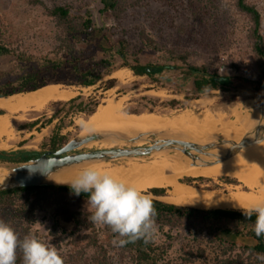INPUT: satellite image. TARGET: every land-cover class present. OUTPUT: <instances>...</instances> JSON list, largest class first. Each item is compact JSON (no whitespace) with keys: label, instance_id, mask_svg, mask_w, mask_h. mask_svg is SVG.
Returning a JSON list of instances; mask_svg holds the SVG:
<instances>
[{"label":"trees","instance_id":"1","mask_svg":"<svg viewBox=\"0 0 264 264\" xmlns=\"http://www.w3.org/2000/svg\"><path fill=\"white\" fill-rule=\"evenodd\" d=\"M176 5L177 0H159ZM32 5H40L48 16L56 23V37L54 47L47 53L36 55L20 46H13L0 26V57L10 56L11 65L7 69L0 68V97H7L16 93L37 90L51 83H63L77 87H89L103 83L104 89L116 86L117 78H109L121 67L130 68L136 76H147L151 83L159 84L171 81L166 76L167 71L180 69L179 88L192 83L193 94L186 95L187 100L198 99L208 91L221 90L230 92L225 101L255 99L264 90V34L262 33V15L260 10L249 0H234V7L248 19L246 39L249 41L254 54L258 74L256 78H249L240 74H221L213 61L195 64L191 61L192 50L185 46L191 39H197L200 34L193 30L187 34L186 30H177L174 39L181 41L171 48L160 45L151 36L145 26L138 30L140 50L130 54V41L127 37L114 39L113 33L96 26L91 10L87 5L80 6L76 12L72 4H58L46 6L41 0H28ZM100 13L120 20L130 9L143 7L148 11V0H100ZM186 12L192 13L194 18L199 4L206 0H182ZM176 44V45H175ZM83 47H86L85 49ZM87 50L90 55H85ZM150 54L143 60L140 54ZM156 55V56H151ZM132 57V58H131ZM122 62L117 65L116 60ZM150 88H147V90ZM136 100H145L141 108L128 109L131 112H155V106L162 103L171 108H182L185 101L173 98L161 100L159 97L145 94ZM102 103L98 95L86 97L78 94L69 100H56V104H69L73 112H84L91 115ZM3 113V110H0ZM61 140L52 139V147L57 149ZM41 154L39 151L27 148L14 150L0 149V162L22 163ZM198 179H204L203 176ZM227 182L236 183L237 179L222 176ZM191 183L192 179L182 180ZM150 193L160 196L165 194V188H151ZM52 198L56 204L50 205ZM157 211L156 223L158 233L149 243L143 240L130 242L122 247L113 245L116 238L107 226H98L89 220V213L85 210L73 211L69 218L63 217L55 208L60 199H69L79 203H86L87 194L75 195L69 184H51L42 186H24L0 191V218L9 212L19 220L26 230L36 225L41 213L53 212L50 224V236L53 244L63 247L61 233L70 237L69 243L76 246L66 255L65 264H114L115 255L126 256V264H168L169 252L172 251L178 239H183L181 264H199L196 259H204L212 253V263L208 264H260L255 259L258 253H264V236L256 237L252 227L255 215L246 219L239 209L232 208H200L179 205L151 197ZM55 203V202H54ZM65 209V206L62 207ZM30 231V230H29ZM84 231V233H80ZM86 241L85 244L78 242ZM79 247V248H78ZM91 249V251H90ZM117 251V252H112ZM198 259V260H199ZM17 264H22L18 257Z\"/></svg>","mask_w":264,"mask_h":264},{"label":"rangeland","instance_id":"2","mask_svg":"<svg viewBox=\"0 0 264 264\" xmlns=\"http://www.w3.org/2000/svg\"><path fill=\"white\" fill-rule=\"evenodd\" d=\"M27 1L28 0H0V26L3 31H5L7 40L13 46H20L22 49L28 50V52L36 55L47 53L56 43V23L53 18L46 14L43 7L39 4L32 5ZM41 1L48 7H53L58 4H72L76 12H82L80 6L87 5L91 10L97 27L104 28L108 31L111 30L114 34V39L127 37L130 41V54L140 50L141 44L137 34L139 28L142 26L148 29L151 36L154 37L160 45L164 44L168 48H171L175 42L176 44H181V41L174 39L172 33H176L177 30H186L187 34H189L193 30H198L200 34L197 35V39H193L192 36L191 39L185 43V46L192 50L191 61L193 63L201 64L206 61H213L221 74H240L249 78L257 77L258 70L256 60L251 50L250 43L246 39L248 19L246 16L236 11L234 0H206V3L199 4L200 9L194 18L192 17V13L184 10L182 0H177L176 5L170 3V6H167L166 1L148 0V11L142 6L130 9L120 20L101 15L100 9L102 8V4L100 0ZM249 1L251 4L256 5L261 12L262 33L264 34V0ZM83 48L85 49L86 47ZM90 54L91 53L85 50V55L88 56ZM149 55L150 54H140L143 60H146ZM151 56L156 55L151 54ZM121 62L120 59L116 60L117 65ZM10 65V56L0 57V68L7 69ZM119 69L124 70V77L119 78L114 72L112 75L105 78V80L117 78L116 86L110 89H104L103 83H98L89 87H77L63 83L58 84L69 91L70 98L67 100L81 93L86 97L90 95H99L102 98V103L107 98L124 97L125 105L128 109L136 107L141 108L140 106L145 103V100L136 99L145 94L159 97L161 100L177 98L185 101L184 107L171 108L159 103L155 106V110H157L155 112L171 116L187 114L198 118L202 117L200 119L209 123V132L213 134L220 131L224 123L235 118L232 110L236 109L237 112L241 113V122L243 123L251 109H253L255 105H260L264 102V95L255 100L225 101L224 98L231 94L230 92L212 90L200 96V98L210 99V102L205 107L198 108L191 105V100L193 99H186V95L193 94L192 83H189L182 89L179 88L182 74L180 69L167 71L165 73L166 76L172 77V80L159 84L151 83L147 76L134 75L133 71L128 67H121ZM147 88L150 89L147 90ZM53 101L56 100L47 102L41 110L31 109L28 111L11 113V132L7 137L0 140V149L11 150L27 148L43 153L49 150H55L52 147L53 138L57 137L61 140L58 145L60 147L71 138L80 134L82 132V126L76 123V120H79L80 117L87 118L89 115H86L84 112H73L72 106L69 104L53 105ZM214 136L223 135L216 134ZM179 138L185 137L180 136ZM103 147L110 146L96 144L86 146L84 149ZM173 155L176 154L174 153ZM4 163L9 169L16 165V163L11 162ZM188 178L192 179L191 183L195 186L210 184L215 187H222L219 182L223 184L230 183L222 179V177H220L217 182L211 178L204 177V179H198L199 177L195 178L191 176H184L180 180L182 181V179L186 180ZM235 182L240 183L238 180ZM165 190V194L160 196L150 193L149 190L146 193L150 195V197L167 201L164 199V196L169 197L172 195V192H170L168 188H165ZM56 203V198H52L49 207ZM58 203L60 204L55 210L58 209L60 212L63 210V217L67 219L75 210L87 211L85 207L86 203L83 204L69 199H60ZM64 206L65 209L62 208ZM54 213V210L47 214L41 213L37 218L38 222L36 225L29 228V230L39 227V229L47 231L48 234H50L51 218L49 217L54 216ZM2 219L11 221L13 227L21 236L29 232L28 229L26 230V227L20 225L18 219L14 221L15 217L11 212L3 216ZM80 233H84V231H80ZM70 239V237L61 233L62 246L66 249L67 254L73 253L71 251L77 248L69 243ZM78 243L85 244L86 241ZM182 243L183 239L181 237L178 239L172 251L169 252L168 264H181L183 262L181 258H184L186 254L183 252L184 248ZM126 259V256L124 257L122 255H115L113 257L114 264H126ZM198 259H196V261L199 264L212 263V253H208L206 261L204 259Z\"/></svg>","mask_w":264,"mask_h":264},{"label":"bare ground","instance_id":"3","mask_svg":"<svg viewBox=\"0 0 264 264\" xmlns=\"http://www.w3.org/2000/svg\"><path fill=\"white\" fill-rule=\"evenodd\" d=\"M115 74L119 78L125 76L122 69L115 71ZM68 98H70L69 91L56 83L45 85L34 91L0 97V108L6 112L0 115V124L1 122H9L11 113L31 109L41 110L51 100H67ZM124 100V97L107 98L87 118L80 117L79 120H76V123L82 126V133L104 130L117 132L124 137H132L139 132L167 130L176 137L184 136L186 139L196 141H203L216 134L238 140L242 137L246 127L257 116L255 110V114H248L242 123L241 113L234 109L232 113L235 118L224 123L220 131L213 134L209 132V123L200 119L202 117L198 118L187 114L171 116L156 112L135 113L128 110ZM209 102L210 99L208 98L193 99L191 105L203 108ZM3 132L5 131L3 130ZM7 133L10 132L7 130ZM115 142L117 143V140L93 141L87 146L96 144L111 146ZM89 163H95L120 178L137 184L145 192L154 187L168 188L172 195L164 196V199L179 205L241 210L239 205L250 206L253 203L264 201V140L245 147L228 159L211 165H192L191 159L182 153H176V155L159 153L148 157H131L123 160ZM89 163L67 168L53 175L50 181L56 183H58L57 181L59 183L70 182ZM8 172L7 165L0 164V177ZM184 176L195 178L203 176L216 182L222 176H230L240 183L223 184L219 182L222 187H215L210 184L195 186L181 181L180 179Z\"/></svg>","mask_w":264,"mask_h":264},{"label":"clouds","instance_id":"4","mask_svg":"<svg viewBox=\"0 0 264 264\" xmlns=\"http://www.w3.org/2000/svg\"><path fill=\"white\" fill-rule=\"evenodd\" d=\"M59 183V181H57ZM68 183L75 193L87 194L89 220L107 226L116 238L112 243L122 247L130 242H152L158 233L157 211L153 200L140 186L89 163ZM246 219L255 215L252 227L256 237L264 236V201L250 206L239 205ZM47 231L35 227L21 236L11 221L0 218V264H65L66 249L52 243ZM264 264V253L255 255Z\"/></svg>","mask_w":264,"mask_h":264},{"label":"water","instance_id":"5","mask_svg":"<svg viewBox=\"0 0 264 264\" xmlns=\"http://www.w3.org/2000/svg\"><path fill=\"white\" fill-rule=\"evenodd\" d=\"M263 95L264 90L259 97ZM255 110L256 119L246 127L238 140L211 136L203 141H196L176 137L167 130L139 132L132 137H124L117 132L104 130L85 134L81 132L55 150L43 152L26 162L16 163L8 173L0 177V191L24 186L65 184L52 182L50 179L53 175L78 164L148 157L159 153L170 155L182 153L191 159L192 165L218 163L232 157L245 147L264 140V102L255 105L249 114H255ZM108 139L117 140V143L110 147L84 149L93 141L103 142ZM0 164L6 165L4 162Z\"/></svg>","mask_w":264,"mask_h":264},{"label":"crops","instance_id":"6","mask_svg":"<svg viewBox=\"0 0 264 264\" xmlns=\"http://www.w3.org/2000/svg\"><path fill=\"white\" fill-rule=\"evenodd\" d=\"M0 110H3V113H0V115H2V114H5L6 112H5V110L4 109H1L0 108ZM11 122H12V120H11V118H10V121L9 122H1V124H0V140L1 139H3V138H5V137H7L8 135H9V133H7V130L9 131V132H11ZM8 124H10V125H8ZM3 126H4V129H3ZM3 130L5 131V132H3ZM7 133V134H6ZM2 137V138H1ZM6 150H8V149H6ZM11 150H14V149H11Z\"/></svg>","mask_w":264,"mask_h":264}]
</instances>
